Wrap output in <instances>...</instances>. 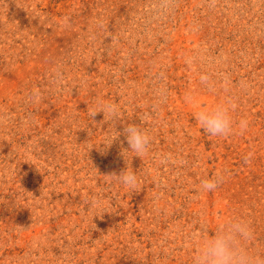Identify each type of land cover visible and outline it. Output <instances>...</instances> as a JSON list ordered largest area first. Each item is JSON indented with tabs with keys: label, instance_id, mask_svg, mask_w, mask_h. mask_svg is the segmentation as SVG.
<instances>
[{
	"label": "rangeland",
	"instance_id": "rangeland-1",
	"mask_svg": "<svg viewBox=\"0 0 264 264\" xmlns=\"http://www.w3.org/2000/svg\"><path fill=\"white\" fill-rule=\"evenodd\" d=\"M226 98L210 136L193 112ZM128 123L151 144L126 162ZM227 217L264 255V0H0V264H191Z\"/></svg>",
	"mask_w": 264,
	"mask_h": 264
},
{
	"label": "clouds",
	"instance_id": "clouds-1",
	"mask_svg": "<svg viewBox=\"0 0 264 264\" xmlns=\"http://www.w3.org/2000/svg\"><path fill=\"white\" fill-rule=\"evenodd\" d=\"M58 78L59 74L54 77V80ZM208 79L207 74L202 73L199 76L201 83L207 82ZM33 95L36 96L38 93L33 92ZM185 100L187 103H194L191 93L186 94ZM234 107L231 98H226L210 106L196 108L193 118L206 134L213 137H225L234 131L232 116ZM98 112H102L104 116L114 120L119 118V105L112 101L97 99L94 102L91 116H95ZM115 132L116 135L108 145L121 134ZM122 133L128 145V148L122 151L124 158L125 152L141 157L150 151V133L140 124L128 123L123 127ZM125 161L127 162L126 158ZM108 176L113 177L118 184L128 189L134 190L140 183L136 171L129 164L118 174L111 173ZM222 180L223 170L213 176L201 179L200 190L212 191ZM251 238L252 229L248 221L241 217H227L216 226L214 231L202 228L199 234L194 233L190 237V240L194 242L191 264H264V255L251 251L247 246Z\"/></svg>",
	"mask_w": 264,
	"mask_h": 264
}]
</instances>
